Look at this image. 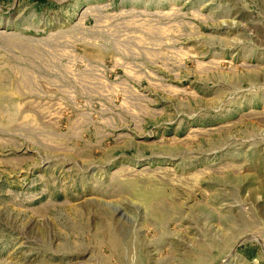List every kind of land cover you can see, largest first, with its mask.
Returning <instances> with one entry per match:
<instances>
[{
	"label": "rangeland",
	"instance_id": "374dc122",
	"mask_svg": "<svg viewBox=\"0 0 264 264\" xmlns=\"http://www.w3.org/2000/svg\"><path fill=\"white\" fill-rule=\"evenodd\" d=\"M0 264H264V0H0Z\"/></svg>",
	"mask_w": 264,
	"mask_h": 264
},
{
	"label": "bare ground",
	"instance_id": "6f19581e",
	"mask_svg": "<svg viewBox=\"0 0 264 264\" xmlns=\"http://www.w3.org/2000/svg\"><path fill=\"white\" fill-rule=\"evenodd\" d=\"M153 200V199H152Z\"/></svg>",
	"mask_w": 264,
	"mask_h": 264
}]
</instances>
